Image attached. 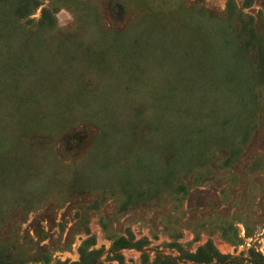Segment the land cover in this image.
<instances>
[{
  "label": "rangeland",
  "instance_id": "obj_1",
  "mask_svg": "<svg viewBox=\"0 0 264 264\" xmlns=\"http://www.w3.org/2000/svg\"><path fill=\"white\" fill-rule=\"evenodd\" d=\"M22 4L0 9V258L264 264V0Z\"/></svg>",
  "mask_w": 264,
  "mask_h": 264
},
{
  "label": "trees",
  "instance_id": "obj_2",
  "mask_svg": "<svg viewBox=\"0 0 264 264\" xmlns=\"http://www.w3.org/2000/svg\"><path fill=\"white\" fill-rule=\"evenodd\" d=\"M3 3H5V0H0V9L3 8ZM34 4V0H23V8L25 7V9L28 6H32ZM192 258L194 259H198V260H202V261H210L211 259L215 258V259H219L222 258L224 255L214 252L211 250L210 245L207 246V249L204 248H200L198 249V251H196L194 254L190 255ZM0 264H13L11 261L8 262L7 259L3 260L2 258H0Z\"/></svg>",
  "mask_w": 264,
  "mask_h": 264
}]
</instances>
